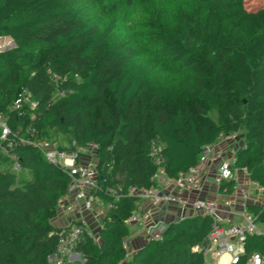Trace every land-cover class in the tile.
<instances>
[{"label": "trees", "instance_id": "obj_1", "mask_svg": "<svg viewBox=\"0 0 264 264\" xmlns=\"http://www.w3.org/2000/svg\"><path fill=\"white\" fill-rule=\"evenodd\" d=\"M244 1L0 0V37L16 43L0 52V118L12 131L0 139V264H49L70 183L19 138L54 139L67 151L95 143L101 177L126 192L151 186L153 140L175 176L221 132H241L235 166L264 186V8L248 11ZM136 6L148 50L119 29V14ZM26 90L37 106L14 110ZM135 209L133 197L122 198L100 243L84 235L85 262L71 264H208L195 250L211 230L202 215L172 220L160 240L126 258L124 220ZM246 248L264 254V237H249Z\"/></svg>", "mask_w": 264, "mask_h": 264}, {"label": "built area", "instance_id": "obj_2", "mask_svg": "<svg viewBox=\"0 0 264 264\" xmlns=\"http://www.w3.org/2000/svg\"><path fill=\"white\" fill-rule=\"evenodd\" d=\"M60 92L59 95H64ZM27 90L14 103V110H21L25 103L37 106ZM30 128L28 127V130ZM12 134L4 118H0V139L7 140ZM19 142L32 143L45 160L67 173L70 183L67 192L58 200V216L63 220L57 226L58 245L47 258L49 264L84 263L77 250L84 235L100 243L99 232L104 221L111 220L109 213L124 197L135 199V211L124 220L130 233L122 241L125 257H131L137 249L133 236L141 237L144 243L160 240L166 226L174 219L202 215L211 220V230L206 242L195 247L204 257L210 255L213 264H264V254L248 252L249 237H264V186L252 179L246 167H236V151L245 145L241 132H221L217 139L205 144L198 161L187 170L171 176L165 168L163 144L153 140L149 157L156 166L151 176V186H131L125 192L120 185H112L101 177L98 169V146L89 143L72 151L59 148L54 139L35 138L30 141L19 138ZM12 141H9L10 146ZM14 169L20 166L14 163ZM230 184V186H229ZM209 185L215 186L218 197L190 198L198 195ZM106 198H109L107 200Z\"/></svg>", "mask_w": 264, "mask_h": 264}, {"label": "rangeland", "instance_id": "obj_3", "mask_svg": "<svg viewBox=\"0 0 264 264\" xmlns=\"http://www.w3.org/2000/svg\"><path fill=\"white\" fill-rule=\"evenodd\" d=\"M244 5L248 11H254V10H257L259 8H264V0H245ZM139 8L140 7L136 6V9L134 11H132V13L129 15L119 14V18L121 19L119 29L123 30L124 34L126 32L132 33L131 36L134 39L137 38L142 43L143 46L148 45L150 47H153L151 44V41H149V37H148V34L146 32V29H144V27H143L145 25L143 23H140V21H142L143 16L141 17L142 12L139 10ZM116 16H117V14H116ZM138 23H140L141 25H139ZM140 34H141V36H140ZM136 35H137V37H136ZM160 40H161V38H158L157 41L155 42V44L158 45L155 47L158 49L163 48V45L161 44L162 40L161 41ZM13 48H15V47L12 45V39L11 38L5 37L4 39H0V52H5V51L11 50ZM144 48L146 50H148L147 47L144 46ZM242 135L244 136V134H242ZM63 223H65L63 220H54V224L56 226H59V225L61 226V225H63ZM205 260L208 264L214 263V260L212 259V257L210 255L205 256Z\"/></svg>", "mask_w": 264, "mask_h": 264}, {"label": "crops", "instance_id": "obj_4", "mask_svg": "<svg viewBox=\"0 0 264 264\" xmlns=\"http://www.w3.org/2000/svg\"><path fill=\"white\" fill-rule=\"evenodd\" d=\"M211 188H209V185H207L204 189V191H202L201 193H199L198 195H191L190 198H195L196 196H200V197H218L220 196L219 192L215 191L216 187L215 186H210ZM133 243L136 247L141 246L142 241H141V237H139L138 235L133 236Z\"/></svg>", "mask_w": 264, "mask_h": 264}, {"label": "water", "instance_id": "obj_5", "mask_svg": "<svg viewBox=\"0 0 264 264\" xmlns=\"http://www.w3.org/2000/svg\"><path fill=\"white\" fill-rule=\"evenodd\" d=\"M5 37H0V39H4ZM10 38V37H9ZM12 45L14 46V47H16V43H15V41H13L12 40Z\"/></svg>", "mask_w": 264, "mask_h": 264}]
</instances>
